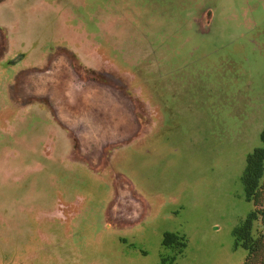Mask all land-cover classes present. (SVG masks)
Masks as SVG:
<instances>
[{
	"label": "rangeland",
	"instance_id": "obj_1",
	"mask_svg": "<svg viewBox=\"0 0 264 264\" xmlns=\"http://www.w3.org/2000/svg\"><path fill=\"white\" fill-rule=\"evenodd\" d=\"M260 149L264 0H0V264H245Z\"/></svg>",
	"mask_w": 264,
	"mask_h": 264
},
{
	"label": "trees",
	"instance_id": "obj_2",
	"mask_svg": "<svg viewBox=\"0 0 264 264\" xmlns=\"http://www.w3.org/2000/svg\"><path fill=\"white\" fill-rule=\"evenodd\" d=\"M245 186L255 210L235 234L240 245L248 252L245 264H250L264 254V149L249 156ZM260 259L264 264V256Z\"/></svg>",
	"mask_w": 264,
	"mask_h": 264
},
{
	"label": "crops",
	"instance_id": "obj_3",
	"mask_svg": "<svg viewBox=\"0 0 264 264\" xmlns=\"http://www.w3.org/2000/svg\"><path fill=\"white\" fill-rule=\"evenodd\" d=\"M94 85H95V83H93V86H91L88 83L87 87L89 90L92 91L94 88ZM91 91H89V92H91ZM92 92L93 93L90 95V97H86V102L89 100L86 103L87 104L86 108L89 110H84V112L80 113L81 115L78 114L80 119H82V116L83 117L85 116V118L87 120V128H85L84 126H80V127L78 126V129H77L78 132H80V129L82 132H84V133H81V132L79 133V135L81 134V139L86 142V143H84V145H90V146H96V145H100V146L101 145H112L113 146V145H118V144L122 145V143L124 141H121V139L117 138V136H115V135L112 136L111 133L105 134L106 137L103 140L100 139L101 135L97 136L96 133L93 134V132L89 128V123H88L89 121L88 120H90L92 122V120L89 117H91L92 115L95 116V115L99 114V112H101L104 109V107L105 108L107 107V104H109V102L113 106L115 105L117 108V111H118L119 110L118 108L123 107V105L126 103V98H123L122 97L123 94L121 92H119L118 90L114 89L112 86H108V88L104 89V92H102V93H97L96 91H92ZM86 95H89V94H86ZM47 98L50 101L52 100V102L54 101L53 94H50V96H48ZM131 110H132V118H133V120H135V114H136L137 110L133 106H131ZM91 111H93L94 114H91V113L85 114L86 112H91ZM58 114H61V112H59L57 110V115ZM118 117H119V115H118ZM116 123H117V121H116ZM118 123H120V122H118ZM133 126H134V124H133ZM136 129H137L136 126H134L132 128L133 131L131 129L129 130V128H127L128 132L131 131L128 133V138H127V140H130V141L126 140L127 142L130 143V142H132V140L134 138L140 137V135H141L140 128H138L137 131H136ZM138 132H139V134H138ZM87 141H89V142H87ZM102 141H103V143H98V142H102ZM129 143H127V144H129Z\"/></svg>",
	"mask_w": 264,
	"mask_h": 264
},
{
	"label": "water",
	"instance_id": "obj_4",
	"mask_svg": "<svg viewBox=\"0 0 264 264\" xmlns=\"http://www.w3.org/2000/svg\"><path fill=\"white\" fill-rule=\"evenodd\" d=\"M25 58V56L23 54L18 55L12 62V65H17L18 63H20L23 59Z\"/></svg>",
	"mask_w": 264,
	"mask_h": 264
}]
</instances>
